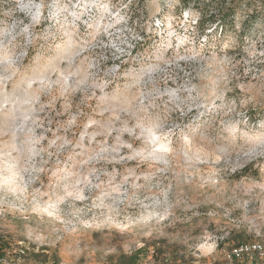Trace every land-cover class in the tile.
I'll list each match as a JSON object with an SVG mask.
<instances>
[{"label":"clouds","instance_id":"obj_1","mask_svg":"<svg viewBox=\"0 0 264 264\" xmlns=\"http://www.w3.org/2000/svg\"><path fill=\"white\" fill-rule=\"evenodd\" d=\"M136 2L35 0L0 32V220L85 264L169 218L190 249L205 233L264 238V24L131 55Z\"/></svg>","mask_w":264,"mask_h":264},{"label":"rangeland","instance_id":"obj_2","mask_svg":"<svg viewBox=\"0 0 264 264\" xmlns=\"http://www.w3.org/2000/svg\"><path fill=\"white\" fill-rule=\"evenodd\" d=\"M34 3L35 0H0V32L16 30L18 24H27L38 15ZM133 8L129 23L142 25L143 30L131 33L133 42L125 47L130 48L131 55H137L141 48L151 47L159 59H167L177 51L183 54L186 49L207 47L212 43L213 34L223 36L238 24L245 27L252 21H257L258 26L264 24V0H137ZM202 11L218 21L206 26L205 32L197 24ZM116 15L120 16L117 23L122 22V14ZM210 19L206 18V21ZM180 62L183 65V60ZM168 150L165 144L159 146L161 152ZM7 219L11 227H4L0 220V245L10 249L7 257L0 259V264H71L73 259L76 264H85V256L73 257L60 246H38L28 239L26 230L21 233L18 220H13L10 215ZM170 220H162L158 230H144L138 235L129 233L125 243L113 241V247L105 253L94 252L96 264H264V256L253 261L245 256L240 259L231 256L233 248L239 244L264 247V238L251 228L232 229L219 238L205 233L190 249L185 243L190 225L182 218L174 223ZM116 228L123 232L126 226L118 224ZM259 231L264 233V229Z\"/></svg>","mask_w":264,"mask_h":264},{"label":"built area","instance_id":"obj_3","mask_svg":"<svg viewBox=\"0 0 264 264\" xmlns=\"http://www.w3.org/2000/svg\"><path fill=\"white\" fill-rule=\"evenodd\" d=\"M255 254L259 257L264 256V247L259 244H252V245H242L239 248L233 249L231 256L236 259H240L244 256L249 258L251 261L256 258Z\"/></svg>","mask_w":264,"mask_h":264},{"label":"trees","instance_id":"obj_4","mask_svg":"<svg viewBox=\"0 0 264 264\" xmlns=\"http://www.w3.org/2000/svg\"><path fill=\"white\" fill-rule=\"evenodd\" d=\"M206 18H211V19L206 21ZM217 23H218V21L212 15H208L204 11L200 12V15H199L198 20H197V24H198V27L201 28L203 32H205L206 26L207 27L210 25L212 26V25H215ZM242 245H246V244L243 243V244L236 245L233 249L239 248ZM8 249H10V247H8V246L5 247L3 245H0V259L7 257V253H8L7 250ZM255 256H256V258L259 257L257 254H255Z\"/></svg>","mask_w":264,"mask_h":264}]
</instances>
